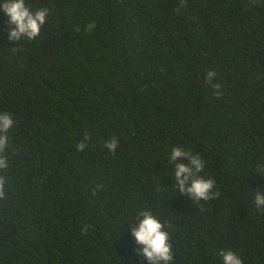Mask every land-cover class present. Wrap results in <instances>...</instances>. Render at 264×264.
I'll list each match as a JSON object with an SVG mask.
<instances>
[{"label":"trees","instance_id":"1","mask_svg":"<svg viewBox=\"0 0 264 264\" xmlns=\"http://www.w3.org/2000/svg\"><path fill=\"white\" fill-rule=\"evenodd\" d=\"M25 4L48 10L34 40L10 42L0 11V113L15 121L0 264H150L132 235L144 210L171 264H223L224 250L264 264V0ZM173 147L218 195L179 191Z\"/></svg>","mask_w":264,"mask_h":264},{"label":"clouds","instance_id":"2","mask_svg":"<svg viewBox=\"0 0 264 264\" xmlns=\"http://www.w3.org/2000/svg\"><path fill=\"white\" fill-rule=\"evenodd\" d=\"M0 11H3L9 17V24L12 26L8 32L9 41H19L21 38L34 40L40 35L41 26L45 24L48 16V10L42 9L33 13L25 4V0H3L0 2ZM95 24L88 25V31H92ZM216 77L214 71H209L208 81ZM213 89H220L221 85L216 83L212 85ZM217 97L222 92L215 91ZM15 121L8 113H0V153H3L9 137L6 135L9 129L14 125ZM87 139V137H86ZM118 139L113 138L112 141L106 142V147L116 152L118 147ZM79 151H83L85 144L83 142L77 145ZM187 157L190 163H179V158ZM171 160L176 162L175 176L177 178V188L182 193L191 195L196 201L210 200L218 195L213 193L215 181L205 179L199 173L203 171L204 164L199 156L192 155L191 151H184L182 148L173 147L171 151ZM8 163L3 156H0V169H6ZM187 174V175H186ZM190 181V183H189ZM5 178L0 176V199L5 198ZM255 205L264 209V192L256 195ZM142 219L132 228V235L135 242L143 245L142 255L147 258L150 264H171L174 259L172 245L170 243L169 233L164 230V224L149 210L141 212ZM223 264H243L242 259L231 250L221 252Z\"/></svg>","mask_w":264,"mask_h":264}]
</instances>
